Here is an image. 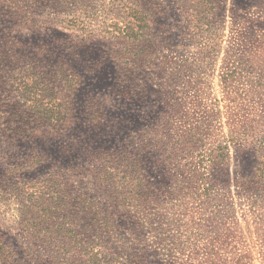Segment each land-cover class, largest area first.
I'll return each mask as SVG.
<instances>
[{"label": "rangeland", "instance_id": "1", "mask_svg": "<svg viewBox=\"0 0 264 264\" xmlns=\"http://www.w3.org/2000/svg\"><path fill=\"white\" fill-rule=\"evenodd\" d=\"M0 110V264H264V0H0Z\"/></svg>", "mask_w": 264, "mask_h": 264}, {"label": "trees", "instance_id": "2", "mask_svg": "<svg viewBox=\"0 0 264 264\" xmlns=\"http://www.w3.org/2000/svg\"><path fill=\"white\" fill-rule=\"evenodd\" d=\"M0 112H2L1 110H0ZM222 164H223V162H222ZM14 185L16 186L17 185V183H14ZM45 210V209H44ZM38 212V211H37ZM37 212L36 211H32L31 210V213H33V214H37ZM38 227V226H37ZM46 231L47 233H49L50 232V229L48 228V227H46L45 229H43V231ZM36 233H37V231H36ZM38 234H39V232H38ZM105 235H107L106 233H105ZM47 238V237H46ZM31 244V242H29L28 243V245H30ZM124 247V246H123ZM31 248V247H30ZM0 249H2V242L0 241ZM142 250V248H140V250H139V253H140V251ZM52 251V250H51ZM51 251L50 250H45L43 253L41 252L40 253V255H41V258H40V261H42V260H44L45 261V263H42V264H55V261H54V256H52L51 255ZM121 251H122V246H121ZM1 253V255L0 256H2V253H4V252H0ZM122 254H124L125 255V258H122V261L120 262L121 264H132L133 263V261H135V260H139L140 259V254H138V253H132V248H129V250H125V251H122ZM45 255V256H44ZM96 255V254H95ZM119 256H120V253L118 252V257H115V258H113L112 260V262L110 263V264H113V262H114V260H116L117 258H119ZM120 257H122V256H120ZM89 259H92V257L91 258H89ZM15 262H12V261H10V259H8L7 260V255L5 254V264H21V259H19V260H14ZM87 261V264H100V261L99 260H97L96 258H95V256H94V259H92V260H86ZM105 263H107L106 261H105Z\"/></svg>", "mask_w": 264, "mask_h": 264}]
</instances>
